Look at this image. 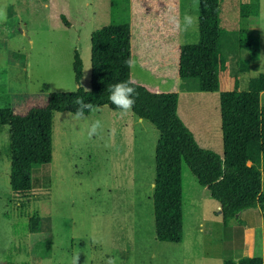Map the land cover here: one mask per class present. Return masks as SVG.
<instances>
[{
    "label": "rangeland",
    "instance_id": "374dc122",
    "mask_svg": "<svg viewBox=\"0 0 264 264\" xmlns=\"http://www.w3.org/2000/svg\"><path fill=\"white\" fill-rule=\"evenodd\" d=\"M247 1L219 0L217 91H199L195 78L165 77L161 86L152 75L162 67L149 55L144 60L148 71L132 56L131 79L176 91L180 118L184 111L198 127L206 111L203 103L211 111L210 106L216 107L219 117V93L245 89L249 78L264 72V0H259L258 16L246 20L248 31L259 36L258 58L251 60L238 46V5ZM197 10V0H0V107L23 113L43 104L49 92L74 90L75 51L82 65L79 83L88 89L89 35L95 28L127 19L134 47L140 18L154 20L161 29L173 16L197 17ZM184 34L183 44L196 43L197 25ZM259 100L264 104V92ZM135 118L127 123L126 114L106 106L82 119L67 111L54 113L50 163L33 167L34 187L27 193L9 187V134L2 127L0 263L73 264L78 256L76 264H222L224 257L258 255L264 264V211L247 208L224 227L218 203L184 164L182 241L155 238L150 183L158 131ZM96 121L102 127L90 136ZM191 132L200 145L221 153L220 126L212 142L208 134ZM32 214L40 217L36 232L28 229Z\"/></svg>",
    "mask_w": 264,
    "mask_h": 264
},
{
    "label": "trees",
    "instance_id": "16d2710c",
    "mask_svg": "<svg viewBox=\"0 0 264 264\" xmlns=\"http://www.w3.org/2000/svg\"><path fill=\"white\" fill-rule=\"evenodd\" d=\"M198 1V39L196 43L178 46L179 77L195 78L199 91L214 92L219 88V0ZM259 14V0L238 5V46L247 51L251 60L259 54V36L249 32L246 20ZM90 84L80 85L81 61L74 52L71 68L76 84L71 91L47 93L41 105H31L23 113L10 107H0V132L8 127L9 187L14 193H27L34 187L32 169L50 163L52 152V117L54 112L75 114L77 98H83L92 108L106 106L119 110L107 100L108 85L131 81L139 95L131 112L148 121L157 131L154 146V176L152 181V214L154 235L159 241H182L183 161L211 198L219 205L221 223L226 227L231 219L250 207L264 211L261 175L264 173V72L247 81L241 90L219 93V117L222 155L203 148L177 113L176 91H155L131 79L125 60L131 56V32L127 19L113 21L95 28L89 35ZM91 109H86L88 114ZM252 162V164H248ZM45 176V175H44ZM47 179V176H45ZM40 217L32 214L28 229L36 232ZM0 264H14L11 261ZM222 264H262L258 255L222 259Z\"/></svg>",
    "mask_w": 264,
    "mask_h": 264
},
{
    "label": "crops",
    "instance_id": "0c3cea01",
    "mask_svg": "<svg viewBox=\"0 0 264 264\" xmlns=\"http://www.w3.org/2000/svg\"><path fill=\"white\" fill-rule=\"evenodd\" d=\"M135 30H136L137 36H135L134 47L131 43V57L133 55L136 57L137 61L139 62L140 66H141V69L143 71H148L149 68L146 67V62H144V60L146 61V57H147V55H149V56H151V59L154 62L159 63L160 66L162 67L160 72L154 73L156 75H152L154 81H157V82L160 81L161 86H164L165 77H171V78L175 77L176 79L180 78L178 73H177L178 46L183 44L182 40H183V36L185 35L184 31L176 30L174 28L173 24H171L169 22H167L166 25H164L161 29H158L155 26L154 20H151V22L149 23L146 17L140 18L138 20V22L136 23V26H135ZM133 81L138 82V83H140L146 87H148V84H150V83H144L145 81H143L142 79H133ZM148 88L155 90V91L167 90V89H164V90L160 89V87H158L155 84L151 85V87H148ZM202 92H204V91H202ZM206 93H211V92H206ZM178 98H179V94H178ZM177 103H178V100H177ZM218 103H219V101H218ZM192 105H193V103H192ZM203 106L206 108L205 109L206 111L202 116L200 115L201 118L197 121V123L200 125V127H198L196 125V123L191 121L186 116L184 111H181V113H182L181 116H182L184 122L186 123V125L194 132L195 135L196 134H198V135L199 134H202V135L205 134L207 136V134H208L209 137L211 138V140L209 142H212L213 136H214L213 134H215V130H217V127L220 126V117L217 116V108L216 107H215L216 108L215 109V108H213V106H210V107H212V111H211V110H208L209 109L208 104L203 103ZM93 109H91V110H93ZM178 110H179V107H178ZM112 111L121 112L120 110H112ZM218 111H219V107H218ZM62 112H64V111H62ZM54 113H56V112H54ZM218 114H219V112H218ZM133 116L136 117L135 119L137 122L142 121L141 118L137 117L136 115H134L130 111L126 114V117H127L126 122L128 123L129 121H132ZM127 123L125 125H121L120 128L127 127L128 126ZM198 145H200V144L198 143ZM200 146L203 148H207V147L202 146V145H200ZM207 149H210V148H207ZM210 150H212V149H210ZM212 151H214V150H212ZM215 153L218 154L219 156H221L222 155V148H221V153H217V152H215ZM183 164L186 165L182 161L181 167ZM150 184L152 186L153 183L151 182ZM217 207H218V211H219V205ZM242 213L243 212H241L240 214H242ZM233 259H236V258L233 257Z\"/></svg>",
    "mask_w": 264,
    "mask_h": 264
},
{
    "label": "clouds",
    "instance_id": "9594fccd",
    "mask_svg": "<svg viewBox=\"0 0 264 264\" xmlns=\"http://www.w3.org/2000/svg\"><path fill=\"white\" fill-rule=\"evenodd\" d=\"M170 22L173 24L176 30L186 32L198 24V17H194L189 13H185L182 19L175 16L171 17ZM125 64L130 69L134 68L135 59L130 56L127 60H125ZM107 91V100L111 103V105L115 106V108L119 109L122 114H127L133 109L136 103V97L139 95L136 87L131 81H119L114 84H110L108 85ZM76 105L77 108L75 112V118L77 119L84 118L85 110H90L92 108V105L86 102L83 98H77ZM101 127V122L96 121L91 125L89 129V135L91 136L95 134ZM77 261L78 256L74 258L73 264H76Z\"/></svg>",
    "mask_w": 264,
    "mask_h": 264
}]
</instances>
